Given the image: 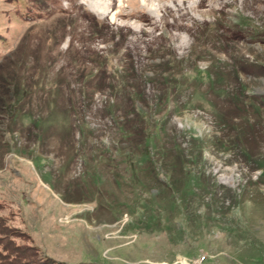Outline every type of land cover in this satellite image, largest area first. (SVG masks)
Masks as SVG:
<instances>
[{
    "label": "rangeland",
    "instance_id": "374dc122",
    "mask_svg": "<svg viewBox=\"0 0 264 264\" xmlns=\"http://www.w3.org/2000/svg\"><path fill=\"white\" fill-rule=\"evenodd\" d=\"M143 1L0 0V264H264V0Z\"/></svg>",
    "mask_w": 264,
    "mask_h": 264
},
{
    "label": "bare ground",
    "instance_id": "6f19581e",
    "mask_svg": "<svg viewBox=\"0 0 264 264\" xmlns=\"http://www.w3.org/2000/svg\"><path fill=\"white\" fill-rule=\"evenodd\" d=\"M117 1L118 0H87V3H89L90 9H91V11L93 13L92 16H90L91 14H89V16L91 18H93V17L96 16L98 18L107 19L108 16L111 15L110 16V19H109L110 25H107V27L109 28V30H111L110 28H112L113 26H116V24H117L116 23V20L117 19L126 20L127 21L126 24H124V25H118V27H120V28H118V27L116 28L117 31H119V35L121 36L120 37L121 42L118 43L119 44L118 46L121 49L123 48V50H124L123 52L124 53L130 54L131 57H133L132 50L130 48L126 47L125 44L129 41L130 36H134V33L136 31L137 32H140L141 30H137L136 29L137 28L136 23H129V21H130V19H136V20H139L141 22H145V21L147 22L149 20V17H147L145 15L144 11H141V10L125 11L123 8L118 7L116 5V2ZM119 1L122 2V3L126 2V0H119ZM152 1L153 0H144L143 3L147 4V6H148V4L149 3H152ZM74 2H75V0H74ZM160 2L163 4V3L166 2V0H160ZM161 5H157L156 8H154V9H148V13L150 14V16L153 19H156V17H155L156 16V12L157 13H159V12L160 13H165L164 11H166V8L165 7H161ZM99 8H102L103 11L102 12H98L97 9H99ZM83 12L85 13V11H83ZM84 13H82V14H84ZM97 21H98V19H97ZM102 23H104V21L102 22V21L99 20V24L102 25ZM92 24H93V22H92ZM96 24L99 25L98 22ZM176 29L183 30V31L184 30L185 31L188 30V29L181 28V27H178V28L176 27ZM175 38H178V37H175ZM164 41H166L165 38H164ZM166 48L167 47H164V50ZM146 56H149V55H146ZM136 61H138V63H140L139 60H136Z\"/></svg>",
    "mask_w": 264,
    "mask_h": 264
},
{
    "label": "trees",
    "instance_id": "16d2710c",
    "mask_svg": "<svg viewBox=\"0 0 264 264\" xmlns=\"http://www.w3.org/2000/svg\"><path fill=\"white\" fill-rule=\"evenodd\" d=\"M15 250V252L12 250L14 252V258L11 264H38L37 261L32 260V255L27 254V252L23 251L19 247ZM47 262L49 263L50 260H48Z\"/></svg>",
    "mask_w": 264,
    "mask_h": 264
},
{
    "label": "built area",
    "instance_id": "2783aa9c",
    "mask_svg": "<svg viewBox=\"0 0 264 264\" xmlns=\"http://www.w3.org/2000/svg\"><path fill=\"white\" fill-rule=\"evenodd\" d=\"M203 261H204V258L202 257V258L198 259L197 261L193 262L192 264H202Z\"/></svg>",
    "mask_w": 264,
    "mask_h": 264
}]
</instances>
